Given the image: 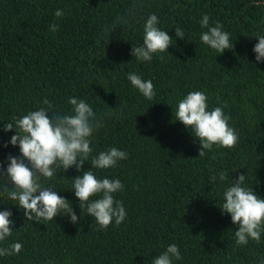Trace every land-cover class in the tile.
Instances as JSON below:
<instances>
[{
	"label": "trees",
	"instance_id": "16d2710c",
	"mask_svg": "<svg viewBox=\"0 0 264 264\" xmlns=\"http://www.w3.org/2000/svg\"><path fill=\"white\" fill-rule=\"evenodd\" d=\"M151 14L174 44L138 62L131 48L142 45ZM205 14L209 26L219 23L230 34L232 49L219 54L201 43ZM175 28L185 39L175 37ZM257 33L264 34L262 0H0V170L10 155H20L8 144L15 132H3L4 123L47 107L45 99L49 115L69 114L71 97L93 108L102 126L91 138V156L111 147L128 153L114 168L92 169L124 185L114 198L127 217L104 230L79 208L71 179L81 173L74 167L57 168L41 183L70 202L76 224L67 216L26 221L7 198L4 184L12 185L0 180V211H11L14 221L0 247L23 245L0 264H152L170 244L182 257L173 264H264V231L260 243L238 247L237 226L218 208L241 174L264 198V61L257 63L252 51ZM130 72L153 82L152 100L131 86ZM192 91L206 94L209 110L227 105L223 111L239 137L234 148L198 157V141L174 118L177 102ZM221 171L227 180H219Z\"/></svg>",
	"mask_w": 264,
	"mask_h": 264
},
{
	"label": "clouds",
	"instance_id": "9594fccd",
	"mask_svg": "<svg viewBox=\"0 0 264 264\" xmlns=\"http://www.w3.org/2000/svg\"><path fill=\"white\" fill-rule=\"evenodd\" d=\"M54 15L62 18L64 13L57 9ZM209 20L207 14L200 20V27L207 29L200 34L201 43L219 54L232 49L234 45L230 42V34L219 23L209 26ZM158 23L155 14L149 15L143 25L142 45L131 48L130 55L138 62H150L154 55L165 53L174 44L173 38L167 31L161 30ZM58 29L56 24L49 26V31L53 33ZM175 37L185 39L184 31L175 28ZM255 39L258 43L252 51L255 61L259 63L264 61V34L257 33ZM127 80L145 99L150 101L155 97V87L151 80H144L135 72L128 73ZM207 100L202 91L189 92L177 102L174 112L175 121L190 130L194 140L198 141V157H204L214 148L232 149L239 140L236 130L229 126L230 117L223 111L227 105L209 110ZM68 103L71 112L66 115H49L52 105L45 99L43 104L47 107L29 111L19 118L12 117L11 122L4 123L3 132H15L8 144L18 147L20 154L19 157L10 155L7 167L0 170V180L6 178L7 183L12 185L9 188L4 184L9 189L7 198L23 211L26 221L51 222L57 216H67L70 223L76 224L80 217L75 214L70 202L41 183L42 178H52L57 168L67 172L74 167L81 173L71 179L72 192L79 201L80 210L84 209L85 215L94 219L102 230L107 229L113 221L119 226L125 221L127 211L123 202L114 198V194L122 192L124 185L119 179L98 178L92 169L114 168L119 161L128 158V153L111 147L91 156V138L102 123L84 100L71 97ZM90 157V168L82 171V166ZM218 178L225 181L228 173L221 171ZM209 179L215 182L217 174L214 173ZM245 181L244 174L231 181L230 186L223 191V202L218 207L221 214H228L231 223L237 226L234 236L238 247L247 245L249 240L260 243L261 232L264 231V198L259 197L252 187H247ZM11 216L9 210L0 211V242L6 241L14 232ZM22 247L19 242L0 247V257L17 255ZM181 259L178 246L170 244L152 260V264H173L174 260Z\"/></svg>",
	"mask_w": 264,
	"mask_h": 264
},
{
	"label": "water",
	"instance_id": "95a60500",
	"mask_svg": "<svg viewBox=\"0 0 264 264\" xmlns=\"http://www.w3.org/2000/svg\"><path fill=\"white\" fill-rule=\"evenodd\" d=\"M263 1V3H264V0H262Z\"/></svg>",
	"mask_w": 264,
	"mask_h": 264
}]
</instances>
